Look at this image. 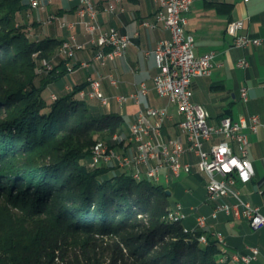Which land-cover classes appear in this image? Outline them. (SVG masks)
<instances>
[{
  "label": "trees",
  "instance_id": "1",
  "mask_svg": "<svg viewBox=\"0 0 264 264\" xmlns=\"http://www.w3.org/2000/svg\"><path fill=\"white\" fill-rule=\"evenodd\" d=\"M30 8L29 0H0V50L13 48L0 58V264H57L68 248L96 247L108 236L139 264H219L216 241L203 245L182 221L165 220L164 186L90 166L95 135L111 140L123 119L78 97L86 73L57 99L44 97L67 69L38 72L33 53L50 58L60 41L26 36L21 17Z\"/></svg>",
  "mask_w": 264,
  "mask_h": 264
},
{
  "label": "crops",
  "instance_id": "2",
  "mask_svg": "<svg viewBox=\"0 0 264 264\" xmlns=\"http://www.w3.org/2000/svg\"><path fill=\"white\" fill-rule=\"evenodd\" d=\"M78 6L79 0H54L47 11L32 9L28 16H20L23 22L33 26L34 38L38 41L47 37L57 39L61 44L70 34H75L77 39L85 44V48L77 51L72 59H66L61 55L59 46L50 57L51 63H64L60 68L67 69L64 75L51 83L56 89L64 91L60 93L51 88L50 98L52 94L58 96L66 93L70 86L82 81L85 73L92 74L101 79V88L109 97V103L104 106L98 99L89 101L93 105L99 101L102 111L117 113L122 117L123 122L117 134H129L130 125L141 108L166 107L170 118L163 127L162 139L177 137L185 140L179 127L181 116L176 106L167 98L159 97L153 88V77L159 69L151 51L158 41L170 37L169 31L161 24L157 27L144 25L146 21L155 20L157 3L154 0H122L116 5L114 12L98 17V22L104 30L115 28L128 35L132 44L123 55L109 60L106 66L102 67L93 62L88 68H81L80 64L91 61L97 47L84 33L83 27L76 24L72 30H68L60 27L57 21L46 22L49 14L69 22L76 21ZM97 6L99 8L107 6V0H98ZM186 17L185 30L194 37L196 53L199 55L212 51L216 53L212 73L206 77L195 78L192 82V99L208 107L211 115L208 122L216 126L223 116L238 120L249 115H259L264 122V0H194ZM232 20L243 21L241 33L260 39L261 44L245 48L236 47L233 43L234 37L227 32L228 23ZM241 59H246L248 65L239 66L238 62ZM109 74L117 80L115 86L110 84ZM64 78L69 84L64 82ZM141 82H145L149 88V93L142 99L141 104H136L132 100L125 104L117 102V96L129 95ZM245 86L248 87L247 101H243L240 96V89ZM214 138V141L206 144L207 149L213 142L223 139L222 136ZM105 140L110 141V138ZM249 143V157L253 159L255 174L251 181L238 183L237 188L245 200L258 206L264 214V128H260L256 133H249ZM117 150L132 154L134 144H118ZM181 160L192 161L191 170L189 172L182 170L178 175L171 170H163L157 184L170 191L169 202L172 197L175 198L170 209H173L176 203L183 205V211L187 215L182 221L185 229H193L196 226V217L200 214L206 215L207 228L203 232L208 240L216 241L214 237L216 231L222 232L226 237L228 246H218L220 252L223 253L225 249L247 252L250 247L256 246L260 249V256L255 264H264V226L253 230L245 217L237 219L224 212L218 213L216 217L212 216L213 205L206 200V177L197 167L198 158L185 154ZM121 170L131 173L129 169ZM113 172L111 170L109 173ZM221 202L233 203L234 199L224 197ZM226 264L242 263L230 261Z\"/></svg>",
  "mask_w": 264,
  "mask_h": 264
},
{
  "label": "built area",
  "instance_id": "3",
  "mask_svg": "<svg viewBox=\"0 0 264 264\" xmlns=\"http://www.w3.org/2000/svg\"><path fill=\"white\" fill-rule=\"evenodd\" d=\"M98 0H79L77 20L69 22L54 14L47 16L46 22L57 21L59 26L72 30L76 24L83 27V31L90 37L97 50L92 60L82 62L81 68H88L93 62L106 66L109 60L123 55L132 44L130 37L122 34L115 28L104 30L98 22V17L115 11V7L122 0H107V6L99 8ZM158 8L153 22H144L145 26L157 27L161 24L169 31L170 37L158 41L151 51L159 72L153 77V88L159 97L167 98L175 105L181 120L179 127L185 140L177 137L162 139V130L167 119L170 118L166 107L148 106L141 108L130 125L128 135L116 136L114 140H99L98 150L90 153V166H103L106 168L129 169L131 174L146 178L157 183L163 170H171L175 175L180 171L189 172L193 166L192 161H182L185 154L198 158L197 167L206 177V200L213 205L212 216L224 212L237 219L245 217L253 230L264 226V214L258 206L253 205L242 197L237 188L238 183L251 181L255 174L253 159L249 157V133H256L264 128V122L259 115H249L233 120L230 116H223L216 126L209 124L211 117L208 107L192 99V82L195 78L206 77L212 73L215 52L199 55L195 51L194 37L185 30L187 25L186 14L194 0H154ZM247 1V0H241ZM54 0H29L30 7L38 10L39 7L52 5ZM244 23L241 20H232L228 23L227 32L234 37V45L239 48L258 46L261 40L242 34ZM85 44L77 39L75 34H70L59 45V53L66 59H72L77 51L83 50ZM107 49V50H106ZM238 65H248L246 59H241ZM55 64L46 63L41 74L47 75L53 70ZM111 85H116L117 80L108 75ZM88 85L79 91L78 95L91 99H98L104 106L108 105L109 97L101 88V79L87 75ZM71 86L69 87V89ZM149 93L145 82H141L136 90L129 95L117 96L119 104L128 100L141 104L142 99ZM243 101L248 99V87L240 89ZM51 99H57L56 94ZM213 136H222L223 139L213 142L209 149H205L206 142H211ZM134 144L132 154L120 152L117 145ZM224 197L234 199L233 203L221 202ZM195 210V209H194ZM175 212L182 219L187 215L181 203L175 204ZM207 216L198 215L196 226L191 229L194 238L205 241L204 230L207 228ZM219 240L228 246L226 237L216 231ZM260 256V249L250 247L247 252L239 250H226L223 263L230 261L242 264H255Z\"/></svg>",
  "mask_w": 264,
  "mask_h": 264
},
{
  "label": "rangeland",
  "instance_id": "4",
  "mask_svg": "<svg viewBox=\"0 0 264 264\" xmlns=\"http://www.w3.org/2000/svg\"><path fill=\"white\" fill-rule=\"evenodd\" d=\"M32 8L25 13V16H28V14L31 12ZM17 26V24H16ZM26 36L30 39H33L35 41H38L37 38H34V29L33 26L29 25L26 27ZM4 46V48H3ZM13 48L11 46H5L2 45V49L0 50V58L4 56V58H7L11 55V51ZM34 62L37 65V70L40 67V63L43 59H51L48 57H43L40 59V53L35 52L32 55ZM61 79V78H60ZM64 82L66 84H69V81L64 78ZM51 88L56 89V86L53 84L48 85L47 88L43 91V95L46 99H50V93ZM58 92L62 93L64 90L57 88ZM88 100V99H86ZM98 101V100H96ZM99 102V101H98ZM94 103V106L100 109L101 103L99 102ZM2 111V110H1ZM0 118H2V115H0ZM210 124V123H209ZM117 134V133H114ZM113 134V135H114ZM215 136L212 137V140L214 141ZM96 141L103 140L108 138L107 133H99L95 135ZM19 141V140H18ZM22 141H19L18 143H21ZM208 142H206L207 144ZM205 144V149H207V145ZM94 145V144H93ZM92 145V146H93ZM210 148V145H209ZM3 154H0V156ZM4 185H7L6 183ZM175 198L170 199V205L173 206ZM0 203H6V200L4 198L0 199ZM138 219L142 221L143 217L139 216ZM140 231V230H139ZM102 241V242H101ZM72 246V245H71ZM79 258L83 264H86V262L89 260L91 264H139L138 261L135 260V258H132L128 255L127 250L122 247V245L118 241V237L115 236H108L105 238H101L100 242L97 243L96 247H91L88 249H81V248H75L74 246L68 248L63 252V258L56 259L57 264H62L63 262H72L74 259Z\"/></svg>",
  "mask_w": 264,
  "mask_h": 264
},
{
  "label": "bare ground",
  "instance_id": "5",
  "mask_svg": "<svg viewBox=\"0 0 264 264\" xmlns=\"http://www.w3.org/2000/svg\"><path fill=\"white\" fill-rule=\"evenodd\" d=\"M39 10L45 11V10H46V7H39ZM58 54H59V53H58ZM46 63H51V61L42 60L41 63H40L41 68H39V70H38L39 73H41L42 68H44V66H45ZM79 97H80L81 99H85V100H86V99H88V100L91 99V98L83 97V96H79ZM116 136H121V135H119V134H114V135L112 136V139H111V140H114ZM98 148H99V141H97V142L92 146L91 151L98 150ZM132 176H133L135 179H137V180L143 179V178H140V177L135 176L134 174H132ZM165 220L168 221V222H171V223H176V222H181V221H183V220H185V219H182V217L179 216V213H178V212H175V206H174L173 209H171V210L168 211V214H167V216L165 217ZM214 237H215V240H216V242L218 243V245H219L220 247L225 246L224 242H222L221 240H219V238H218L217 235H214ZM198 241H199L201 244H203V245H206V244H207L206 242H202V239H200V238H198ZM205 241H208V242H209V240H208V238H207L206 235H205ZM223 257H225V251H223V253L221 252V255H220L219 259H218L219 264H224V263H223V260H222Z\"/></svg>",
  "mask_w": 264,
  "mask_h": 264
},
{
  "label": "water",
  "instance_id": "6",
  "mask_svg": "<svg viewBox=\"0 0 264 264\" xmlns=\"http://www.w3.org/2000/svg\"><path fill=\"white\" fill-rule=\"evenodd\" d=\"M167 192H168V194H170V191L167 190Z\"/></svg>",
  "mask_w": 264,
  "mask_h": 264
}]
</instances>
